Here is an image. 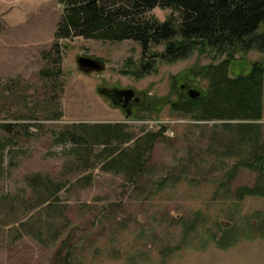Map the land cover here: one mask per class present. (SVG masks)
Listing matches in <instances>:
<instances>
[{"label": "rangeland", "instance_id": "rangeland-1", "mask_svg": "<svg viewBox=\"0 0 264 264\" xmlns=\"http://www.w3.org/2000/svg\"><path fill=\"white\" fill-rule=\"evenodd\" d=\"M61 13L59 0H0V122H41L31 125L29 132L27 127L20 130L22 137L12 141V152L6 155L0 174V264H54L57 249L69 233L73 264H264V237L229 248L208 240L210 233L219 230L215 224L223 229L233 224L228 214L234 211L230 207L235 208L232 191L252 184L256 171L241 166L232 183L223 184L222 177L238 154L236 150L225 155V141L217 140L226 135L223 121L196 120L172 105L187 95L188 88L182 84L206 92L205 67L224 56L198 46L185 59L158 60L150 73L138 77L133 73L141 60L137 41L58 38L55 32ZM151 14L163 21L172 10L156 7ZM163 49L162 44L153 50ZM58 56L57 83L63 85L58 103L63 116L31 119L33 109L32 115H43L35 106L57 93L40 72L52 67ZM83 56L99 59L104 70L82 71L78 59ZM262 59L264 54L257 50H240L231 62L230 75L247 74L251 63ZM101 88H131L143 100L128 117L99 92ZM82 123H123L135 137L164 129L151 152L144 180L134 184L122 172L103 171L99 166L82 171L72 164L76 144L63 139L62 133L81 131L72 126ZM256 123L264 142V95L263 116ZM132 144L133 140L124 147ZM103 147L93 145L95 152ZM219 160L225 166L217 164ZM167 171L183 173L182 179L160 189L155 182ZM32 173L55 182L69 181L50 216L46 210L40 214L41 223L49 221L51 230L60 233L50 242L18 231L17 221L31 212L28 215L26 206L20 208L16 200L31 196L26 176ZM235 209L239 215L264 212V197H247ZM197 212L202 222L194 231L187 230L183 221L192 220ZM175 245L182 247L173 250Z\"/></svg>", "mask_w": 264, "mask_h": 264}, {"label": "trees", "instance_id": "trees-1", "mask_svg": "<svg viewBox=\"0 0 264 264\" xmlns=\"http://www.w3.org/2000/svg\"><path fill=\"white\" fill-rule=\"evenodd\" d=\"M59 1L62 3V13L55 32L56 37L135 40L141 46L140 64L133 71L138 77L150 73L158 60L185 59L198 46L214 50L217 56H224L223 60L205 67L206 76L209 77L206 92H201L195 99L188 94H182L172 105L174 109L196 120L223 121L226 135L217 140L225 141L227 156L238 150L237 159L222 177L223 184H231L241 166L256 171L257 176L252 184L236 186L232 191L231 201L234 207L247 197H264V142L260 125L256 123L263 116L264 59L252 62L247 74L230 75L231 62L238 51L257 50L264 54V0ZM156 7L170 8L172 14L161 21L151 14ZM162 44L164 49L161 52L153 50ZM60 72L59 56L54 59L52 67L41 70L42 77L52 82L51 87L57 93L35 106L39 107L43 115H32L33 109L31 119L40 121L62 118L63 112L59 108L58 99L63 85L57 83ZM31 123L6 120L0 122V174L5 169L6 155L12 152V141L22 137L20 130L27 127L29 132L31 125L36 126L41 122ZM72 127L82 129L76 132L68 129L62 133L63 139H72L76 144L72 147L76 154L72 164L79 166L82 171L99 166L103 171L122 172L125 173L126 180L134 184L144 180L157 137L164 131L160 129L135 137L126 130L123 123H82ZM132 140L131 147H124L125 143ZM94 144H103L104 147L95 152ZM239 153L244 156L239 158ZM217 162L220 166H225L224 161ZM182 175L180 172L167 171L156 180L155 185L162 189L170 182L180 181ZM67 182L69 181L55 182L41 173L26 176L31 196L27 199L23 195L16 201L20 208L26 206V213L29 215L31 212V215L17 221L20 233L25 231L42 242H50L59 237L60 233L51 230L49 221L41 223L39 218L44 210L50 216ZM235 208L230 207L234 211L228 213L233 224L224 229L221 224H215L219 230L210 233L208 238L220 248L232 247L246 239L264 237V212L256 210L251 214L239 215ZM241 217L244 220H240ZM200 222L202 217L197 212L192 220L186 219L183 224L187 230L194 231ZM71 240V233L64 237L57 249L54 264L59 259L62 261L58 264H73L74 246ZM181 247L175 245L172 249L178 250Z\"/></svg>", "mask_w": 264, "mask_h": 264}, {"label": "water", "instance_id": "water-1", "mask_svg": "<svg viewBox=\"0 0 264 264\" xmlns=\"http://www.w3.org/2000/svg\"><path fill=\"white\" fill-rule=\"evenodd\" d=\"M78 66L84 72L90 71H102L104 70V64L97 58L94 57H80L78 59ZM182 88L185 87L184 84L181 85ZM99 92L103 95L108 96L114 105H120L123 99V96L126 97V100H129L134 94L135 91L131 88L128 89H119V88H101ZM187 94L190 98L195 99L200 96L201 91L190 87L187 90Z\"/></svg>", "mask_w": 264, "mask_h": 264}, {"label": "flooded vegetation", "instance_id": "flooded-vegetation-1", "mask_svg": "<svg viewBox=\"0 0 264 264\" xmlns=\"http://www.w3.org/2000/svg\"><path fill=\"white\" fill-rule=\"evenodd\" d=\"M186 88L189 89L190 87L185 85L184 89H186ZM119 89H128V88H119ZM142 100H143L142 96L135 91V94L129 100H126V97L123 96L121 104L117 105V106L122 107L125 110L126 115L129 117V116H132L134 114V108L137 105H139V103H141Z\"/></svg>", "mask_w": 264, "mask_h": 264}]
</instances>
